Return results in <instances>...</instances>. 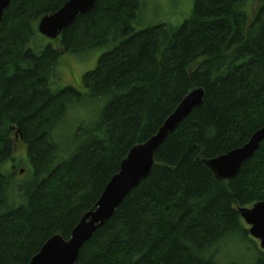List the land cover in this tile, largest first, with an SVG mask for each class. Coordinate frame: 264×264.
Wrapping results in <instances>:
<instances>
[{
    "label": "trees",
    "instance_id": "trees-1",
    "mask_svg": "<svg viewBox=\"0 0 264 264\" xmlns=\"http://www.w3.org/2000/svg\"><path fill=\"white\" fill-rule=\"evenodd\" d=\"M66 1L11 0L0 20V264H29L53 234L68 239L127 151L196 87L201 105L159 144L148 174L74 264H217L220 240L249 234L238 209L264 200V139L230 180L204 162L264 126V0H195L178 26L140 29L132 26L140 0H96L47 40L38 21ZM114 41L82 74L86 93L52 86L62 53ZM84 96L105 105L64 151L53 130ZM254 264H264L260 247Z\"/></svg>",
    "mask_w": 264,
    "mask_h": 264
},
{
    "label": "water",
    "instance_id": "water-1",
    "mask_svg": "<svg viewBox=\"0 0 264 264\" xmlns=\"http://www.w3.org/2000/svg\"><path fill=\"white\" fill-rule=\"evenodd\" d=\"M95 1L67 0L59 9L40 18L38 32L51 40L57 38L78 14L87 13ZM10 2L11 0H0V20ZM203 95L204 91L200 87L189 90L152 136L127 151L120 161L118 171L109 178L94 206L80 217L69 238L53 234L31 257L29 264H74L83 243L110 218L128 192L148 174L156 148L193 108L201 105ZM263 139L264 126L254 131L243 145L204 162L217 180H230L243 162L253 155ZM238 211L248 225L249 234L259 241V246L264 251V200L257 201L250 207H240Z\"/></svg>",
    "mask_w": 264,
    "mask_h": 264
},
{
    "label": "rangeland",
    "instance_id": "rangeland-1",
    "mask_svg": "<svg viewBox=\"0 0 264 264\" xmlns=\"http://www.w3.org/2000/svg\"><path fill=\"white\" fill-rule=\"evenodd\" d=\"M195 0H140L136 18L132 21L134 29L151 24L166 22L178 26L188 17ZM47 39V38H46ZM45 39V40H46ZM48 40V39H47ZM114 42L107 46L92 47L79 52L62 53L58 60L53 87L72 85L82 93L86 89L82 84V74L96 66L98 56L108 50ZM58 47V44H55ZM105 100L84 96L70 102L53 130V139L65 151L73 141L74 134L80 124H92L97 119ZM25 144L15 137L14 154L25 156ZM29 165V164H28ZM24 167V165H22ZM22 172H17L19 177ZM248 228V225H246ZM259 241L249 234L239 231L225 236L213 250L217 264H254L257 257Z\"/></svg>",
    "mask_w": 264,
    "mask_h": 264
}]
</instances>
